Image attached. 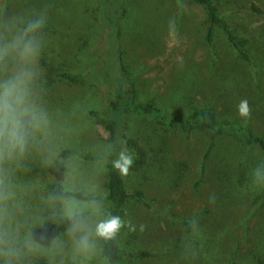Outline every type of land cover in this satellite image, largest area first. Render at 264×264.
I'll return each mask as SVG.
<instances>
[{"label":"rangeland","instance_id":"obj_1","mask_svg":"<svg viewBox=\"0 0 264 264\" xmlns=\"http://www.w3.org/2000/svg\"><path fill=\"white\" fill-rule=\"evenodd\" d=\"M220 2L225 21L248 40L251 61L233 49L223 27L216 28L213 43L208 41L207 10L194 0H126V12L117 23L119 34L109 42L117 46V55L109 56L110 65H118L115 80L133 88L135 104L153 103L166 119L192 121L198 112L211 109L219 124L236 122L253 136L264 137V0ZM94 3L8 0L6 11L11 15L46 10L54 26L50 32L57 44L56 61L77 69L85 52L100 42V29L91 13L80 17ZM87 89L88 84L57 88V93L69 99L72 121H76L66 141L85 154H107L108 144L99 138L90 119L100 101L92 97L94 87L91 96ZM77 98L83 99L80 105ZM243 99L251 108L247 119L238 114ZM63 126L58 124L56 132L61 134ZM56 132L52 141L61 145L64 138ZM117 136L133 165L139 155L128 146L127 138L136 139L147 151L143 166L132 165L124 176L132 197L121 218L136 226L135 231L124 227L118 234L124 264H257L256 255H264V186L254 185L251 177L252 169L264 162L258 147L233 133L186 128L181 123L171 127L144 116L124 119ZM48 148L49 143L43 150L33 149L12 175L17 204L12 225L21 245L25 240L32 244L24 250L20 264H35L41 257L54 264H102L104 240L93 237L94 250L81 253L69 232L47 245L39 228L45 221L67 217L68 205L89 211L88 223L93 228L105 218L107 162L82 158L59 163L61 159L55 158V163ZM51 181L98 198L55 200L48 191ZM138 192L143 198L133 196ZM213 193L216 199L210 203ZM92 201L98 202V210L90 207ZM193 216L199 220L197 234L188 227Z\"/></svg>","mask_w":264,"mask_h":264},{"label":"trees","instance_id":"obj_2","mask_svg":"<svg viewBox=\"0 0 264 264\" xmlns=\"http://www.w3.org/2000/svg\"><path fill=\"white\" fill-rule=\"evenodd\" d=\"M7 1L8 0H3L1 3L0 0V12L7 10ZM125 1L126 0H95V3L91 6V8L87 7L86 12H81L80 17H84L86 13H91L94 18L93 23L100 29V42H97V44L93 43V47L85 52L86 58L83 61V64L81 63V66L77 67V69L71 66V64L69 65L68 63L56 61L55 52L57 44L51 41L52 33L50 32L54 26L53 23L50 22L51 18L48 17L47 27L44 30L45 49L40 58L42 79L40 80L39 89L42 105L49 113L52 121V136L50 138L48 148L50 158L55 163H58L56 162L57 158L61 159L59 163H65L66 161L75 159L82 160V158L92 161L105 160L107 162V178L105 181V187L107 190V195L105 196V200L107 201L106 210L108 214L118 215L120 217L122 216L124 208L132 195L127 189L126 179L112 167L111 162L116 159L119 152L122 151V148L118 143L117 134L120 125H122L124 119L127 117H152L171 127H177L179 126V123H181L186 128L199 127L212 132L233 133L241 136V138L250 146H256L264 153L263 136H253L246 127L241 126L236 122L228 121L223 124H219L216 113L211 109H203L198 112L196 114V118L192 121H182L175 118L166 119L162 110L153 103L148 105H137L134 103L133 88L130 85H126L124 81L120 79L118 81L115 80L114 75L118 65L116 64L111 68L110 63L112 64V62L109 60V56L112 57V53H114L115 56L117 55V46L115 44L110 45L109 42L110 39L116 37V34H119L117 23L126 12ZM194 1L203 5L207 10L208 41L213 43L216 28L218 26L223 27L233 49L238 52L242 58L247 61H251L252 56L247 48L248 40L239 37L225 21L223 17L224 7L220 0ZM115 58L117 59V57ZM61 84L69 86L88 84L87 92L89 96H91L90 89L92 87L96 89V92L92 97L96 95L97 99L100 101V106L96 107L94 112H91L90 119L92 118L93 123H95L94 126L99 138L108 145H112V153L107 156L106 159V154H85L82 149H79L76 145L70 144L66 141L68 135L72 134L73 121L74 123H76V121H72L73 112L69 108V99L67 100L62 96V94L57 93V88ZM79 98L75 100H79L78 102L80 105V103L83 102V99L81 98L80 100ZM60 123H64L61 134L55 130V127ZM54 131L64 138L61 145H59L58 141H52L56 140V134H54ZM127 144L139 155V159H137L133 165L134 168H141L146 161L147 151L144 147H141L138 141L134 138H127ZM42 163L44 164V161H42ZM51 169L52 166L49 170ZM48 191L55 200L77 199L90 201L98 198L93 195H89L82 190L67 188L61 181H51L48 186ZM133 196L143 198L142 192H138ZM89 214V211L83 212V215L86 217ZM70 223L71 221L67 217L57 221H45L39 228L41 240L45 244L50 245L68 232ZM117 238L118 235L114 240L105 241L102 252V264H124V250ZM144 255L148 256L149 253H144ZM263 256L264 255L262 253L256 255L257 264H264V259L262 258ZM35 264L54 263L45 257H41ZM65 264L79 263L68 262Z\"/></svg>","mask_w":264,"mask_h":264},{"label":"clouds","instance_id":"obj_3","mask_svg":"<svg viewBox=\"0 0 264 264\" xmlns=\"http://www.w3.org/2000/svg\"><path fill=\"white\" fill-rule=\"evenodd\" d=\"M47 22L46 10L34 14L0 12V258L3 264H20L24 250L32 247L30 240L21 245L12 225L13 209L17 206L12 175L33 149L43 150L52 136V121L39 95L40 58L45 49ZM169 27L175 29L171 20ZM237 109L240 117L250 118L247 99L241 100ZM111 153L110 144L105 159ZM111 163L122 176H127L133 158L122 150ZM251 177L254 185L264 186V162L252 169ZM215 199V194H210L209 202L214 203ZM90 207L98 210L99 204L92 201ZM66 215L71 221L68 232L73 237L75 249L81 253L94 250L93 237L109 241L124 227L136 230L131 221L118 215H106L94 228L81 209L68 205ZM144 227L140 225L141 232ZM188 227L193 234L199 232L196 216L191 218ZM193 256L195 258V254Z\"/></svg>","mask_w":264,"mask_h":264}]
</instances>
